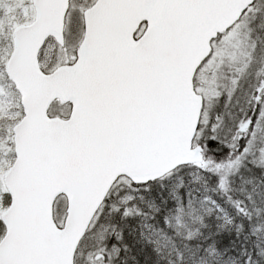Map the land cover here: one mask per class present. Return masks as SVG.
Masks as SVG:
<instances>
[{
    "label": "snow or ice",
    "instance_id": "obj_1",
    "mask_svg": "<svg viewBox=\"0 0 264 264\" xmlns=\"http://www.w3.org/2000/svg\"><path fill=\"white\" fill-rule=\"evenodd\" d=\"M0 264H264V0H0Z\"/></svg>",
    "mask_w": 264,
    "mask_h": 264
}]
</instances>
